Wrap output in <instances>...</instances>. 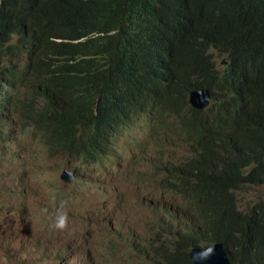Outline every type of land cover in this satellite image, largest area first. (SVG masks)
Segmentation results:
<instances>
[{
    "label": "trees",
    "instance_id": "1",
    "mask_svg": "<svg viewBox=\"0 0 264 264\" xmlns=\"http://www.w3.org/2000/svg\"><path fill=\"white\" fill-rule=\"evenodd\" d=\"M263 21L264 0H0V122L22 123L51 154L97 156L96 132L187 102L194 90L225 106L216 52L258 44ZM226 68L261 88L240 95L239 125L217 137L211 158L190 146L185 162L161 168L162 179L183 175L217 197L166 208L170 219L157 233L173 236L159 248L164 264H194L192 248L216 243L232 264H264V205H243L232 175L247 158L264 162V68L256 76L237 63ZM244 177V188L262 183Z\"/></svg>",
    "mask_w": 264,
    "mask_h": 264
},
{
    "label": "rangeland",
    "instance_id": "2",
    "mask_svg": "<svg viewBox=\"0 0 264 264\" xmlns=\"http://www.w3.org/2000/svg\"><path fill=\"white\" fill-rule=\"evenodd\" d=\"M216 61L220 65L222 57ZM187 157L190 144L179 120L163 109L140 114L100 162L84 168L67 155L50 154L22 123L0 122V264H164L159 248L173 236L157 235L160 219L149 204L177 206L172 198L178 197L160 198L159 167ZM64 168L80 177L70 193L57 178ZM262 194L264 187L239 198L249 205ZM61 209L67 226L57 229Z\"/></svg>",
    "mask_w": 264,
    "mask_h": 264
},
{
    "label": "clouds",
    "instance_id": "3",
    "mask_svg": "<svg viewBox=\"0 0 264 264\" xmlns=\"http://www.w3.org/2000/svg\"><path fill=\"white\" fill-rule=\"evenodd\" d=\"M228 47L229 51L222 53L216 52L215 55V60L216 56L222 57L220 65H218L216 61V73L221 77V82L227 96L228 103L225 106H222L218 102L213 103L212 95L210 93L209 104L203 109L197 108L190 101V94L187 102L181 103L177 106H172L168 109L162 108L179 120L184 138L187 142H189L190 146L194 147L205 159H209L213 156L215 142L219 135L231 133L238 127L242 118L240 110L242 100L240 95L247 90H256L261 88L255 80L252 81L250 86L247 85L242 77L231 74L227 70L226 66L227 62L237 63L241 69L245 71L251 70L250 75L252 76H256L264 68V21L261 27V39L258 44L247 46L240 43L239 45L233 44ZM244 53H247V57L245 58H243ZM3 105L5 104L3 103ZM201 111L207 112L209 116L201 114ZM123 128H117L112 132L105 133L104 135H100L96 132L95 146L100 150V153L97 156L91 157L82 149L63 150L59 152V154L67 155L69 162L72 160L79 162L82 168L92 166L100 162L101 159L108 153L113 139ZM163 166L159 167V169L161 170ZM61 172V175L59 173L57 178L59 184L63 186L62 191L70 193V188L80 180V177L65 168L62 169ZM245 174L259 175L262 179V183L244 188L247 183L244 177ZM232 175L238 182L240 186L239 192L242 191V195L254 190L255 188L264 187V162L247 158L234 166L232 169ZM159 190L160 198H166L167 196L178 197L172 198L178 201L177 206H187L197 200L210 201L217 198L215 190H211L205 185H199L198 187L193 188L191 182L183 175H176L165 180L162 179L159 185ZM262 205H264V194L259 196L256 201L250 204L251 207H255L257 209H259ZM149 208L154 216L160 219L156 223V227L158 228L157 233L161 232L164 218L166 220V215H162V213H168L166 211L167 207L161 204V201H152L149 204ZM33 209H36L35 205L33 206ZM66 226L67 212L65 209H61L54 227L57 229H64ZM193 249L203 248H192L189 251V256ZM208 251L211 252V249ZM165 252L172 259L178 258L177 246L172 242L165 244Z\"/></svg>",
    "mask_w": 264,
    "mask_h": 264
},
{
    "label": "water",
    "instance_id": "4",
    "mask_svg": "<svg viewBox=\"0 0 264 264\" xmlns=\"http://www.w3.org/2000/svg\"><path fill=\"white\" fill-rule=\"evenodd\" d=\"M190 101L199 109L205 108L210 101V92L200 89L190 93ZM211 249V252L208 250ZM194 264H232L223 244L217 243L208 249H193L190 252Z\"/></svg>",
    "mask_w": 264,
    "mask_h": 264
}]
</instances>
